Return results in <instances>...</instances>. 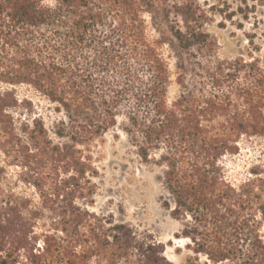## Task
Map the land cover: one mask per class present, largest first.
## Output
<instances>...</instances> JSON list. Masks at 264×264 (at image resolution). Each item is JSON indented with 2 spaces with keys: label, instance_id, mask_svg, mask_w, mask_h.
<instances>
[{
  "label": "trees",
  "instance_id": "1",
  "mask_svg": "<svg viewBox=\"0 0 264 264\" xmlns=\"http://www.w3.org/2000/svg\"><path fill=\"white\" fill-rule=\"evenodd\" d=\"M215 14L247 21L264 0H0V264H169L88 209L86 151L116 129L162 169L185 264H264V159L239 185L225 166L264 139V56L220 59ZM16 86L53 105L52 130L18 120Z\"/></svg>",
  "mask_w": 264,
  "mask_h": 264
},
{
  "label": "rangeland",
  "instance_id": "2",
  "mask_svg": "<svg viewBox=\"0 0 264 264\" xmlns=\"http://www.w3.org/2000/svg\"><path fill=\"white\" fill-rule=\"evenodd\" d=\"M205 29L215 40L220 59L264 56L263 15L251 16L246 21L238 15L227 20L215 14ZM164 53L167 55L168 51ZM12 90L22 103L17 111L18 120L31 122L39 118L52 130L59 119L53 105L27 86L12 87ZM176 93L177 87L173 86L170 96ZM239 146L238 155L225 159L229 178L235 185L249 178V170L261 166L264 159V139L243 138ZM86 153L92 157L97 171L92 179L96 186L94 204L88 209L94 214L112 217L116 223L127 224L138 235L161 244L169 264H185L190 253L185 249L186 242L177 237L180 223L163 207L168 195L162 185V169L142 163L118 129L97 140ZM204 262L201 258V263ZM118 264L135 262L123 260Z\"/></svg>",
  "mask_w": 264,
  "mask_h": 264
}]
</instances>
